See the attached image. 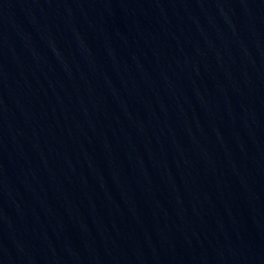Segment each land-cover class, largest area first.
Instances as JSON below:
<instances>
[{"label":"water","instance_id":"obj_1","mask_svg":"<svg viewBox=\"0 0 264 264\" xmlns=\"http://www.w3.org/2000/svg\"><path fill=\"white\" fill-rule=\"evenodd\" d=\"M0 264H264V0H0Z\"/></svg>","mask_w":264,"mask_h":264}]
</instances>
